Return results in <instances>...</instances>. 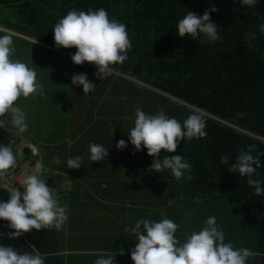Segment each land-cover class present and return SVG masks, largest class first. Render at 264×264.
<instances>
[{
  "label": "trees",
  "instance_id": "1",
  "mask_svg": "<svg viewBox=\"0 0 264 264\" xmlns=\"http://www.w3.org/2000/svg\"><path fill=\"white\" fill-rule=\"evenodd\" d=\"M215 2L218 11L210 15L220 28L222 40L209 43L203 34L196 39L178 35V21L189 10L198 15L208 10L196 0H0V27L50 46L13 35L14 57L29 59V67L36 71L44 95L47 88L51 91L62 88L64 103L68 105L61 107L64 115L56 121L47 115L51 105L44 107V123L25 116L28 130L19 136L9 116L5 129L0 128V144L6 146L11 139L19 142L23 137L35 143L40 154L33 155L26 148L22 160L30 159L33 164L39 160L46 170V180L48 177L52 180L50 188H54L48 169L62 167L69 142L83 154L90 143L101 142L105 148H111L114 155L111 163L126 155L127 163L148 166L145 193L179 207L178 224L191 233V221L201 217L205 223L207 208L213 200L235 202L230 196L239 197L256 209L257 216V247L252 251L258 255L247 264H264V195L255 194L247 177L229 171L231 164H221L222 156L227 155L234 162L239 150H247L251 144L257 146L254 156L264 152V35L260 33L264 0H257L252 8L240 0ZM100 8L108 12L109 18L115 17L126 25L132 43L127 61L112 66V74L106 79L95 75L98 69L94 63L76 65L64 55L63 52L75 54V47L57 48L54 41L53 27L70 10ZM248 32H255L258 37L251 45L244 39ZM6 33L0 30V35ZM201 40L204 42L199 43ZM73 74H86L96 89L85 95L82 85L72 84ZM52 103H56V98ZM138 108L149 115L163 112L181 124L194 110L204 112L206 137L181 141L175 153L161 150L159 156L161 160L165 155L184 156L192 165L185 178L177 180L167 169L152 171L150 166L155 157L149 156L146 148L136 151L131 144L128 132L134 127ZM80 133L84 136L77 140ZM121 139L128 144L123 150L116 147ZM43 141L44 149L40 147ZM57 156L59 163L55 160ZM260 159L262 166L257 168L254 178L264 180V156ZM84 163L89 167L92 161L88 158ZM187 175L194 179L189 182ZM9 192L1 189L0 201L7 202ZM197 197L200 203L195 202ZM190 209L193 216L184 218ZM143 219L154 221L152 215ZM234 221L237 220L229 216L224 224L233 226ZM8 223L0 220V233L5 234L0 236V245L16 248L18 242L16 249L22 253L33 251L35 246L46 254L45 264H66L60 256L59 232L55 228L32 229L9 239L6 234L14 230L9 229ZM243 223L245 226L246 221ZM126 264H134L131 256Z\"/></svg>",
  "mask_w": 264,
  "mask_h": 264
},
{
  "label": "clouds",
  "instance_id": "2",
  "mask_svg": "<svg viewBox=\"0 0 264 264\" xmlns=\"http://www.w3.org/2000/svg\"><path fill=\"white\" fill-rule=\"evenodd\" d=\"M250 8L255 7L257 0H240ZM218 9L213 6L205 10L203 15L194 11L178 21L177 29L180 37L190 36L196 39L203 34L209 43L222 40L219 27L212 20L210 13ZM54 41L57 48H72L77 51L71 55V60L76 65L85 62L94 63L98 69L97 77L106 79L112 74V66L123 65L128 59V51L132 48L131 39L126 25L115 17L109 18L104 8L98 10H70L53 27ZM260 33L264 35V24L260 26ZM255 32H248L244 39L252 44L256 40ZM201 40L199 43H203ZM16 49L13 47V35L8 32L0 35V128L6 127L8 117H11L12 126L17 129V135L28 130V123L23 109L16 104L20 97L28 98L37 92L42 85L37 80V73L26 63L19 59H12ZM73 85H82L85 95L96 89L86 74H73ZM134 127L128 132L129 140L136 151L147 149L149 156L155 157L151 170L162 172L170 170L177 179L185 178V173L190 172L192 165L184 156L165 155L159 159L161 150L175 153L181 141L207 136L206 119L202 110H194L183 121L168 117L160 112L156 115L146 114L137 109ZM128 146L123 139L116 144L123 150ZM257 146L251 144L247 150L241 148L234 162L230 157H221V164L228 166L229 171L238 173L240 177H247V183L255 189L256 195H264V180L254 178L257 168L261 167L260 157L257 155ZM90 157L93 162L104 161L109 155V149L98 143L89 144ZM22 156L19 151L14 152L12 144H0V177L7 174V170L15 168L18 158ZM59 163V157H55ZM83 158L76 156L67 160V167L79 169ZM42 163L38 160L34 170L27 174L21 184L23 191L13 187L10 199L0 201V220L8 221L9 239H16L32 229L61 230L68 221V210L61 206L56 198L53 188L46 185V177ZM191 182L194 177L187 175ZM196 203H200L199 197ZM180 225L172 219L163 218L159 222L141 218L134 227H126V232H131L136 237L135 248L131 251L134 264H247L250 258H255L258 253L249 248H235L231 242H225V233L217 223L215 216H210L205 221V226L199 231H193L184 242L176 238ZM5 235L0 233V236ZM33 251L21 252L13 246L0 245V264H45L46 254H41L32 246ZM123 254V253H121ZM116 252L107 251L98 254L94 264H117Z\"/></svg>",
  "mask_w": 264,
  "mask_h": 264
},
{
  "label": "crops",
  "instance_id": "3",
  "mask_svg": "<svg viewBox=\"0 0 264 264\" xmlns=\"http://www.w3.org/2000/svg\"><path fill=\"white\" fill-rule=\"evenodd\" d=\"M79 135L77 140L84 136L82 133ZM108 149L109 155L104 161H92L88 167L84 160L91 155L89 149L83 154L79 147L69 142L62 167L51 168L54 169L53 189L56 198L61 206L67 207L69 216L62 229L57 230L60 256L66 264H94L99 258L98 254L107 251L116 252L117 264H126L132 249L138 243L133 233L124 230L126 227H134L138 220L148 218L149 215L156 222L168 218L178 223L181 212L179 207L173 202H166L164 198L149 197L145 193V186L148 184L145 173L148 166L127 163L126 155L119 161H114L116 163H111L114 155L111 148ZM76 156L83 158L82 166L79 169L68 168L67 160ZM1 179L3 177H0V183ZM195 220L191 222L194 224ZM186 222L189 223V219ZM236 225L237 223L233 226ZM182 228L180 225L175 235L184 242L191 232ZM193 228L191 226V230ZM231 229L230 224H225L228 233H233L230 232ZM103 244H107L106 248L99 246Z\"/></svg>",
  "mask_w": 264,
  "mask_h": 264
},
{
  "label": "rangeland",
  "instance_id": "4",
  "mask_svg": "<svg viewBox=\"0 0 264 264\" xmlns=\"http://www.w3.org/2000/svg\"><path fill=\"white\" fill-rule=\"evenodd\" d=\"M196 1L208 9H210L213 6L216 7L215 0H196ZM0 30L5 31V32H10L14 36H20L25 40H28V41H31V42L36 43L38 45H42V46H46V47L50 48V46H48L42 42H38V41L33 40L31 38L21 36V35L13 32V31L4 29L2 27H0ZM30 46L33 47L32 44H30ZM55 50H57V49H55ZM63 53L65 56L71 57L70 54L65 53V52H63ZM19 57L20 56L15 58L13 56L12 59H19L20 61L26 63L28 66L30 65V61L28 58L27 59H21ZM32 69H33V66H32ZM62 92H63L62 88H59V91L57 90V88H56V90L54 88L53 91H51L50 88H47V91H45L46 94L44 95L42 88H39L36 93L30 95L28 98L20 97L18 99V101L16 102V104L21 105L20 107L23 109L26 117L31 116V118H33V120H37L38 122H42V123H44L46 121V119H44V110H45L44 107L45 106L49 107L51 105L52 109H48L47 115L48 116L52 115L50 120L56 121L57 117H59L62 114L64 115V112L60 111V110H62L61 107H63V108H65V106L68 107V105H66L64 103L65 98H64V94ZM42 94H43V96L41 97L40 95H42ZM54 98H56V103H52L54 101ZM44 102H46L45 105H43ZM43 126H45V125L43 124ZM28 142H29V140H27L25 137H23L21 139V141L15 145V147L20 148L25 143H28ZM31 143H33V142H31ZM43 144H46V143L43 141V143L40 144V147L42 149L45 148ZM47 156H48V154H47ZM19 158H20L19 159V165H22V163L25 162L24 160H22L23 156H21ZM14 169L15 168L7 170V175H13L15 177ZM48 170H49L50 175L54 176V169H51V167H50ZM48 179H49V177H48ZM23 180L24 179H22V177H21V179L18 180L19 182L16 185V186H18V189H20V190H23V188L20 184L23 182ZM15 181L16 180L10 179L9 182L11 184L9 185L5 182V185L9 187ZM8 187H4V189L8 190ZM230 197H232L236 201L230 202L227 200L225 201V199L213 200L211 205H209V208H207L208 212L206 213L205 217L204 216H202V217H204V219H206L207 217L215 216L217 220L218 219L220 220V221L218 220L219 222L217 221V223L220 225L221 229L225 233V242L226 243L231 242L234 245V247L237 249L241 248V247H246V248L253 250L257 247V239H256L257 216L255 213L256 209L250 207L248 204L243 202L241 200V198H239V197H236L234 195H232ZM230 197H228V198H230ZM216 207H219L220 211H216L215 210ZM191 215H192V213H191V209H190V211L187 212L186 215H183V217L184 218L192 217L193 215L192 216ZM229 216H232L234 219L237 220V221L232 222V223H237L236 227L232 226V229L230 230V232H233V233H228L227 230H225V224L224 223L226 220H228ZM201 220L202 219L198 218L194 221V224L191 223V226H194V228L191 230L192 232L193 231L199 232L204 227V223H200ZM243 220L246 221L245 226L242 225V224H244ZM103 228H105V227H103ZM238 233H241L242 235H238ZM240 238H242V239H240ZM95 245H97V244H95ZM99 246L106 248L107 244H103V245H99Z\"/></svg>",
  "mask_w": 264,
  "mask_h": 264
},
{
  "label": "built area",
  "instance_id": "5",
  "mask_svg": "<svg viewBox=\"0 0 264 264\" xmlns=\"http://www.w3.org/2000/svg\"><path fill=\"white\" fill-rule=\"evenodd\" d=\"M20 141H21V140H20ZM20 141H19V142H20ZM19 142H15L14 139H11L10 141L7 142V145H6V146L12 144V148H14V149H16L17 151H19L20 153H22V156H23V154H24V150H25L26 148H29V149L31 150V152H32L33 155L40 154V149H38V147H37V145H36L35 143L33 144V143H31V142L29 141L28 143H25V144H24L22 147H20V148L15 147V145H16L17 143H19ZM24 161H25V162L22 163V165H19V168H18L17 172L15 171V169H16V167H15V169H14L15 177H14L13 175H7V174L3 177V180H2V182L0 183V190H1V189H4V187H8V186L5 185V182H6L7 184H9V185L11 184V183L9 182L10 179H13V180H16V181L13 182V184H12L11 186L8 187V190L11 191V189H12L13 187L18 188V186H16L17 183L19 182L18 180L21 179V177H22V179H24L25 176H26L27 174H31V173L33 172L32 170L34 169L35 164H33V163L30 161V159H25ZM31 171H32V172H31ZM10 187H11V188H10Z\"/></svg>",
  "mask_w": 264,
  "mask_h": 264
},
{
  "label": "water",
  "instance_id": "6",
  "mask_svg": "<svg viewBox=\"0 0 264 264\" xmlns=\"http://www.w3.org/2000/svg\"><path fill=\"white\" fill-rule=\"evenodd\" d=\"M50 184H51V179H47V180H46V185H47L48 187H50Z\"/></svg>",
  "mask_w": 264,
  "mask_h": 264
}]
</instances>
